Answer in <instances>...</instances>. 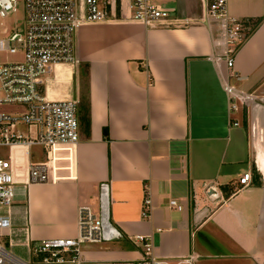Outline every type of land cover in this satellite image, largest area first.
<instances>
[{
    "label": "crops",
    "instance_id": "obj_1",
    "mask_svg": "<svg viewBox=\"0 0 264 264\" xmlns=\"http://www.w3.org/2000/svg\"><path fill=\"white\" fill-rule=\"evenodd\" d=\"M157 3L179 17L201 16L199 0ZM226 8L247 25L231 65L212 22L164 27L115 20L76 29L80 63L56 65L49 93L79 97L78 139L49 180L15 187L13 227L26 208L32 238L75 236L77 206L98 211L106 192L119 235L83 243L85 264L138 259L137 234L169 261L193 254L192 264H264V0H226ZM226 84L248 99L230 98ZM32 146H4L1 157L17 182L25 179L27 161L45 158ZM247 171L248 183L233 190ZM146 192L151 203L143 216ZM0 241L30 257L7 235Z\"/></svg>",
    "mask_w": 264,
    "mask_h": 264
},
{
    "label": "built area",
    "instance_id": "obj_2",
    "mask_svg": "<svg viewBox=\"0 0 264 264\" xmlns=\"http://www.w3.org/2000/svg\"><path fill=\"white\" fill-rule=\"evenodd\" d=\"M18 0H0V14L15 11ZM23 21L11 28H2L0 52L18 53L12 60H0V146L39 145L43 160L27 161L25 179L15 181L6 157L0 156V235H7L9 244L23 245L30 257L23 258L8 250L0 241V264H85L81 245L99 242L119 235L109 220L110 228L103 231L99 210L88 203L77 206L76 235L32 238L26 208L21 225L12 226V204L15 187L26 188L30 182H45L53 176L52 169L62 157L72 156L78 139L77 108L79 97L68 93L61 96L49 93L55 81L56 65L76 68L80 59L75 52L74 34L86 22L132 20L146 26H185L196 22L214 23L218 42L226 64L231 65L233 53L244 36L247 25L243 19L227 12L226 0H199L201 16L179 17L163 9L157 0H21ZM230 98L248 99L247 94L235 93L231 85H224ZM231 108H234L233 102ZM249 171L243 172L236 190L248 183ZM106 193V192H104ZM145 193L141 214L148 215L151 199ZM101 198V196H100ZM170 206L180 207L175 198ZM16 234H19L17 236ZM14 235V236H13ZM16 235V236H15ZM143 248L142 256L129 264H192L195 255L176 260L156 257L143 234L134 236Z\"/></svg>",
    "mask_w": 264,
    "mask_h": 264
},
{
    "label": "rangeland",
    "instance_id": "obj_3",
    "mask_svg": "<svg viewBox=\"0 0 264 264\" xmlns=\"http://www.w3.org/2000/svg\"><path fill=\"white\" fill-rule=\"evenodd\" d=\"M22 21H23V4L21 0H18L15 4V11L12 12H7L4 15L0 14V36L3 35L2 33V28H11L14 23L17 26H21L22 25ZM19 57L18 53H4V52H0V60H12V59H16ZM79 93L81 94L82 98L84 99V95H85V81L84 78L81 77L79 79ZM15 106H12L10 104H2L0 105V109H12ZM5 147L1 146L0 147V156L3 155ZM32 150L33 152H38L39 151V147L37 145H33L32 146ZM102 243H100L99 245H101ZM97 244H90V246H96ZM94 264H106L105 262H100V263H94Z\"/></svg>",
    "mask_w": 264,
    "mask_h": 264
},
{
    "label": "water",
    "instance_id": "obj_4",
    "mask_svg": "<svg viewBox=\"0 0 264 264\" xmlns=\"http://www.w3.org/2000/svg\"><path fill=\"white\" fill-rule=\"evenodd\" d=\"M107 202V196L106 193H104L100 198V217L102 220V227L104 232H107V230L110 228Z\"/></svg>",
    "mask_w": 264,
    "mask_h": 264
}]
</instances>
